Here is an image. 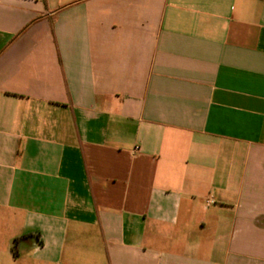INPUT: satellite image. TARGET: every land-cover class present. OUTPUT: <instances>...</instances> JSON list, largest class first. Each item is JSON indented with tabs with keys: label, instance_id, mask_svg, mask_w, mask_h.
Masks as SVG:
<instances>
[{
	"label": "crops",
	"instance_id": "obj_1",
	"mask_svg": "<svg viewBox=\"0 0 264 264\" xmlns=\"http://www.w3.org/2000/svg\"><path fill=\"white\" fill-rule=\"evenodd\" d=\"M0 264H264V0H0Z\"/></svg>",
	"mask_w": 264,
	"mask_h": 264
}]
</instances>
